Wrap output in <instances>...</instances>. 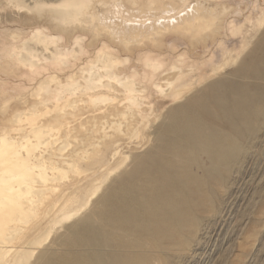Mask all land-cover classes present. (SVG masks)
I'll list each match as a JSON object with an SVG mask.
<instances>
[{
	"label": "rangeland",
	"instance_id": "374dc122",
	"mask_svg": "<svg viewBox=\"0 0 264 264\" xmlns=\"http://www.w3.org/2000/svg\"><path fill=\"white\" fill-rule=\"evenodd\" d=\"M59 1L60 0H0V133H5V136L8 137L11 142L12 149L16 151V154H14L16 156H9L6 150L0 152V178H3L4 174L8 172L6 170H14L20 174V178L13 176L8 178L9 180H7V182L0 180V188L5 185L14 186L13 193L17 194V182L19 179L25 180L24 182L32 189L37 187L44 188V190L42 189L44 192H40L39 195H37V192H34L35 194L33 196L32 193L28 192L16 197V202L19 204V208L17 209L18 218L16 221H13L12 224L13 226H18L17 228L20 229L14 233L15 241L18 242L23 239V237H26V235H28L29 239L18 247V249H13V252L10 251L12 254L9 253L10 256L7 258L8 261L6 264H43L44 262V264H46L45 260H47V254L50 253L51 249L57 247V237L64 235L63 239L67 240L65 236L76 234V229L78 227L93 230L98 221L95 217V212L97 210L99 198L104 196L113 187H117L121 183L123 179L122 176L125 173L129 172L139 163H143L140 156L147 155L153 148H155V150L159 148L156 147V145L159 146L158 137L165 123L170 118V108L178 104L188 103L187 106L188 108L190 107L189 113L191 116L193 115L200 119L198 122H195L198 127L196 130L200 135H206L207 132L212 129L229 127L231 118L233 115L235 116V112L231 107H219L208 102H196L191 105L186 100L194 93L205 90L206 85L210 82L216 81L219 78L236 76V70L243 64L244 58L250 54L259 38L264 35V0H199L207 6L221 2L227 5L221 19L222 29L219 34L220 36L209 44V47L207 46V48H205L206 50L204 49L205 54L202 55L203 57H195L193 54H190L191 52L188 50L189 47L180 43V41L175 40L172 42V44L175 45H172L171 41L168 40L169 42H167L166 40L164 48L166 52H162V55L165 53L163 55L164 58H166L165 65L163 69L154 72L152 77H150L151 73L150 76L148 75L150 67L144 66L143 57L134 58V63L137 62L134 65H136V67L138 66L136 69L139 76H137L139 79L136 78L133 80L134 85H141L136 86L143 90L145 88L148 89H145V91H147H144V94H140L139 92L135 96L136 101H134L137 104H134V110L136 107L137 109L134 113L137 118L132 122V120L127 118L128 115L123 116V114H118V111L114 112V114L110 112V114L107 111L106 113H109L111 120H109V117L104 113L106 117H104V119L102 118L103 120L101 119V122L100 119L96 117L98 123H95L94 120L96 119H94V116L102 110L99 106H103L105 102L86 104L87 102L77 101L81 104L75 103L74 105L64 107L66 102L70 101L72 98H85L88 94L95 95L97 93H104L107 96L113 97L115 103L123 102L126 95V85L125 88L123 87L126 83L116 84V82L111 79L112 82L110 83L118 89L120 88L119 92L118 90H114L107 82L110 81V78L106 77L105 74L102 75L104 71L102 67L103 64L110 59V61L115 60L116 67L113 65L115 69L120 68L119 66H121L120 69L124 67L128 68L129 63H133V60L130 56H127L128 61L126 60V63H122V60L119 61L116 55L112 56L111 52H107V47L110 45L108 47L110 48L113 43L109 40H101L97 43V48L95 49L98 50V48H100V51L98 52V58L96 57V59H94L93 69L99 73L102 71V76L99 79L93 78L90 80L91 83L98 87L90 84V82L84 85V78H81V80L79 79L78 81L80 82L77 81L73 84H66L63 80L64 77L69 73H73V71L89 57V54L91 58V56L93 57L96 53L90 50L89 53H86L87 55L85 53L79 55V45H84V40L75 42L74 44L71 39L68 44L71 42L69 46L73 48V52L76 55L73 53L68 54L65 57L58 58L59 60L55 62L46 61V57L50 56V50L55 46L54 43L60 46L64 42V35L61 33L62 28L55 27L54 23L51 24L50 19L55 15L57 16L58 14L56 13L62 9L61 6H56L58 5L56 3ZM52 13L55 15L53 16ZM62 24V27H64L65 24ZM56 25H58V23ZM59 25L61 26L60 22ZM36 26L40 30V33L42 32L41 34L44 33L43 35L45 36L50 34L51 36H55L52 40L50 39L51 42H54L48 43L47 49L44 43L34 40L35 37H33V39L31 38V36L35 34L32 32H34ZM23 45L32 48L33 51L36 52L30 59L25 55V53L29 52L17 53L19 50L22 51L21 47H23ZM172 46H174V48ZM119 52L120 51H117V53ZM172 53L173 56L171 55ZM107 54L111 56L108 57ZM187 54L191 57V60ZM43 57L45 60H42ZM63 59H65V61ZM25 62H27L28 65H26L27 63ZM172 62L173 71L171 69L169 71H171V73H177L179 70L183 76L179 74L174 80L164 79L165 75H168L166 77L172 75L167 71ZM51 63H53V65ZM117 63H119L118 67ZM33 65L36 66L35 71L31 70ZM141 66L142 69H148L142 70ZM1 67H12L13 71H4ZM212 67L216 70H213ZM10 70L12 69L10 68ZM30 70L33 73H31ZM211 70L214 74L203 79ZM143 71H147L146 75L148 76L143 77ZM48 73L49 75H47ZM54 74L61 77V81L57 80L58 78L56 75V78H54L55 76L51 77V75ZM160 76H163L162 79H160ZM49 79L51 81H49ZM180 79L181 82H179ZM235 79L237 78L235 77L233 80ZM129 80H131L130 77ZM171 81H174L175 85L172 84ZM231 81L232 80H230V82ZM154 82H160V87H158V89L153 87ZM168 82L171 83L168 84ZM176 83H180L179 86H177ZM181 83L183 86H181ZM39 84L40 86H37ZM48 84H50L51 88ZM56 84L57 86H55ZM88 84L94 87L92 86V88L89 89L91 86H87ZM106 84H109L110 87L107 88ZM41 86L45 88L48 86L51 90L49 89L50 91H46V89L44 88V90ZM172 86L180 87V93L175 90L179 96H177V100L175 97H172L173 94L171 93L174 92ZM54 87L57 91H53ZM85 87L88 89L86 90ZM149 87H152L150 88L152 91ZM67 88L69 90H67ZM161 90L163 91L160 92ZM149 93H151V95ZM154 94L161 95V97L157 95L154 96ZM50 98H52V101ZM161 98L167 100V103L168 100L172 98L175 100L172 101V99L167 104L165 103L166 101H163ZM156 99L161 102L157 103ZM35 100H37V103ZM64 103L65 105L61 107L60 105ZM159 104L164 105L160 107ZM105 105H109V103ZM52 106H54V108ZM72 107L73 111L71 110ZM22 108H24L23 111ZM29 108L31 116L29 115L28 117L26 111ZM87 108L89 110H87ZM119 109L122 110L124 108L121 107ZM12 110L14 113H12ZM17 110H20L19 112L22 111L21 120L13 122L14 124L10 122L11 125L7 119L12 116L11 114L14 115ZM72 112H74V114ZM55 113H57V115L61 114L62 116L60 117L61 121L58 125L47 128L46 131L44 130L41 134H36L31 130L33 125L45 123V121L49 118L51 119L52 115H55ZM115 113L118 116H115ZM185 113L187 112L175 116L173 121H185L187 119ZM89 115L92 120H90ZM120 116H123V118L125 117L124 119H129V121L121 120ZM113 118L117 124L120 121L119 123L121 126L117 128V125L112 126L111 123H114V121H112ZM62 119L64 121L67 119L66 123L63 122ZM80 120L83 124L82 127L79 125ZM238 120H241L240 115H238ZM127 121L134 124L131 131ZM5 124H8V128H6L8 131L3 130L5 128L4 126L7 127ZM23 125L25 126L23 127ZM73 125L74 127L76 125L75 130L72 127ZM238 125L240 129L237 130L243 131V134H238L236 146L234 147V156H229L227 159L229 160V165L221 172L222 176L220 179L214 178V180H211L210 184L207 185L205 194H197L196 198L198 199V205L192 209L193 217L187 218L181 228L172 232L169 238L163 237L162 239H155L154 241L150 240L146 244L145 250L148 249L147 256L150 255L149 262H147L148 264H264V112L256 116L248 127H244V130L241 129L243 128L241 122H239ZM79 127H81V130L78 129ZM126 127L127 129H125ZM226 136L229 137V135ZM55 137H57V139ZM46 138L56 140L51 144L46 142L41 143V141L43 140L44 142ZM100 147L102 148L100 149ZM52 149L54 151H52ZM167 155H170L173 160H177L181 163L178 154L169 153ZM65 157H67L68 162L73 163V166L62 162V158ZM36 160L39 162L43 160V162H41L42 166H33L27 170L24 165L29 162H37ZM51 163L52 165L63 168L61 171L62 173L51 170L49 168V164ZM43 166H47V168ZM25 168L30 173H24L26 171ZM42 169L47 176L55 173V175H57L55 176L56 179L51 177L49 178L51 180H48L47 178L42 180L44 183L42 181H31V174L43 171ZM58 174L60 175L58 176ZM89 179L91 181L95 180L94 183L96 182V185H93L94 192L88 196V198H85L87 197L86 193L89 195L93 188L91 187L90 191L86 189V183H88L87 181H89ZM91 181H89V183ZM77 188L78 190H76ZM66 192H68V194L71 192L73 196L72 203H68L70 206L68 205V207H66L69 209V212H67L68 209L65 207V209L56 208L55 210L52 208L53 210L51 211L50 208L53 204L59 205V203L65 199ZM29 197L33 198H31L33 205L31 201L29 202ZM25 199H27L28 202ZM23 203L27 208L33 207V209L29 210L22 208L23 206L21 205ZM79 208L80 210L77 211ZM0 209H5L4 204L1 202ZM19 217H21V220L24 218L22 222ZM32 230L35 231L33 232ZM30 232H32L31 235ZM115 234L119 237H125L126 235L121 231H116ZM69 238L72 239L71 236H69ZM150 246L152 248H150ZM151 256L153 257L150 258Z\"/></svg>",
	"mask_w": 264,
	"mask_h": 264
},
{
	"label": "bare ground",
	"instance_id": "6f19581e",
	"mask_svg": "<svg viewBox=\"0 0 264 264\" xmlns=\"http://www.w3.org/2000/svg\"><path fill=\"white\" fill-rule=\"evenodd\" d=\"M56 4H58L56 6H61L62 9L56 13L58 14L57 16L54 14L56 17L52 13L54 17L50 18L51 24L54 23L55 27L62 28L61 33L62 35H64V42L61 45L59 44L60 46L54 43L55 46L52 48V50H50V56L46 57V61L55 62L59 60L58 58L65 57L68 54H72V53L75 54L73 52V48H70L69 46L71 42L68 44L69 40L71 39H72L71 40L72 43L74 44L75 42L84 40L83 43L85 44L79 45V50H78L79 55H82L83 53L85 54L89 53L90 50L95 51L96 53L95 55H93V57L91 56V58L89 54L88 55L89 57H87L86 60L82 62V64L73 71V73L71 74L67 73L68 75H66L64 79L62 77L64 82L69 85V84H73L74 82L76 83L79 79L81 80V78H84L85 81L83 82H85L84 85H86V83L87 82L89 83L91 79L93 78L99 79L101 78L102 75L105 74L106 77L110 78V81L107 80L106 81L110 84L111 88H113L114 90H118V92L120 88L118 89L116 86H113L112 83L110 82L114 80L116 84L126 83L124 84V87L122 86L123 88H125L126 85L125 88L126 95H125V100H123V102L121 101L115 103L113 97L107 96L104 93H97L95 95L88 94L85 96V98H79V97L75 99L72 98L70 99V101L66 102V105L65 103L60 105L61 107L64 105H65L64 107H66L78 103L77 101L87 102L86 104H90V103L94 104V102L96 103L105 102V104L109 103V105L104 104L103 106H99L101 107L102 110L99 109L100 111L97 113L99 115L95 114L96 116H94L95 117L94 119H96L97 117V119H100V122L102 118L104 119V117H106L105 115H107V117H109V120H111L109 113L111 112L112 114H114V112L117 111L119 112L118 114L121 115L123 114V116L128 115L127 118L132 120V122L137 118L134 113V111H136L137 109L136 107V109L134 110L135 107L134 104L135 105L137 104L135 102L136 101L135 96L139 92L140 94H144L148 89L145 88L147 89L145 91V89L143 90L137 87L141 85H137V84H136L137 86L134 85L133 80L139 77L138 71L136 69L138 66L136 67V65H134L137 62L134 63V58L143 57L144 66L146 65L147 67H150L149 69L150 72L148 73V75L150 76L151 73L150 77H152L154 75V72L163 69L165 65L166 58H164L163 56L165 53L162 55V52L165 50L164 48H165L166 40L167 42L171 41V44L175 40L180 41V43L185 44L187 47H189L188 50L189 52H191L190 54H193L195 57L202 56L203 54H205L204 49L207 48V46L209 47V44H211L218 36H220L219 34L222 29L221 19L227 8V5L223 2L218 4H213L211 6H207L199 0L198 1L197 0L196 1L195 0H60ZM58 21L60 22L61 26L59 25ZM57 23L59 26L56 25ZM62 23L65 24L64 27H62L63 25ZM32 33L35 34L31 36V38L33 39V37H35L34 40L44 43L46 45L45 46L46 49L48 48L49 45L48 43L54 42V41L51 42L50 39L52 40L55 36H51V34L46 36L43 35L44 33L41 34L42 32L40 33V30L38 29L37 26L34 32ZM101 40H105V41L109 40L110 42L113 43L112 44L113 46L111 45L110 48H108L110 45L108 47L106 46L108 50L107 52H111L112 56L116 55V58L119 61L122 60L121 61L122 63H126L127 56H130L133 60V63H129V65L127 64L128 68L124 67L125 65L123 64L124 65L123 69H120L121 66H119L120 68L115 69L116 67L115 60L111 59L112 61H110V59L106 57L109 61L107 60L108 62L103 64L102 68L104 69V71L103 73L101 71L102 75L101 73L95 71L93 69V63H94V59H96V57L98 58V52L100 51V48H98V50L95 49L97 48V43ZM172 47L174 48V46ZM21 49L22 51L19 50V52L17 53L29 52V53H25L26 57L27 58L29 57V59L33 57L32 55L34 53H36L33 51L32 48H29L26 45H23ZM117 51L120 52L117 53ZM171 55L173 56V53ZM109 56L111 55L109 54L108 57ZM189 58L191 60V57ZM42 60H45V58L43 57ZM63 60L65 61V59ZM242 63L243 64L236 70L237 73L236 76L219 78L216 81L210 82L206 85L205 90L194 93L186 100L191 105L196 102H201V103L208 102V103H212L213 105H217L219 107L221 106L231 107L235 112V116L233 115V117L231 118L229 127L227 126L222 129L220 128L212 129L211 131L207 132L206 135H200V133L196 130L198 129L197 123H195L198 122V120L200 119L196 116L193 115L191 116V114L189 113L190 107L188 108L187 106L188 103L178 104L170 108L169 109L170 118L165 123L161 131V134L158 137L159 146L156 145V147L159 148L156 150L155 148H153V150L149 151L147 155L140 156L143 160V163L142 164L139 163L138 165L133 167L129 172L125 173L122 176L123 179L121 183L117 187H113L104 196L99 198L97 203V210L95 212L96 215L95 217L97 218L98 221H97V225L94 227L93 230H87L83 227H78L76 229V234H70L68 236H65L67 240L63 239L64 235L57 237L56 239L57 247H54L53 249L50 248L51 251L46 256L47 257V260H45L46 264H148L147 262H149L150 255L147 256L148 249L145 250L146 244L150 240L154 241L155 239H162L163 237L169 238V235L172 232L177 231L178 228H181L183 226L182 224L185 223V220L187 218L193 217L192 209L193 207L198 205V199L196 198L197 194L199 195L205 194L207 191V185L210 184L211 180L212 179L214 180V178L220 179V177L222 176L221 172L229 165L228 164L229 160L227 159L229 158V156L231 157L234 156L233 155L234 147L236 146L237 137L239 136L238 134L241 135L243 134L242 133L243 131L237 130L240 129L238 123L241 122V124H243V128L241 129L244 130L245 129L244 127H248L252 122V120L256 118V116L264 112V35H262L259 38L254 48L250 52V54L244 58ZM51 64L53 65V63ZM118 64L119 63H117V67ZM26 65H28V63ZM113 65H115V67ZM32 67L33 68H31V70L35 71L36 66L33 65ZM172 67H173V62L172 64L170 63V66L168 67L167 71H169L170 69L172 70L173 69ZM10 68L12 70H10ZM10 68L3 67L2 70L13 71V68L12 67ZM145 69L148 68H144L142 70ZM213 70L216 69L214 68ZM146 72L147 71L145 72L143 71V77L148 76L146 75ZM169 72L171 73V71ZM178 72L171 73L172 75H170V77H166L168 75H165L164 79L166 78L168 80L169 79L174 80L176 76H178L179 74L180 76H183L181 75V72L179 73ZM213 74L214 72L211 70V72H208L203 79L208 78ZM47 75H49V73ZM55 75L56 74L51 75V77H54ZM56 76L54 78H56ZM129 77L131 78V80H129ZM162 77L160 79H162ZM235 77L237 79L233 80ZM57 78L58 81H61L60 80L61 77L57 76ZM181 79L179 80V82H181ZM104 80L103 83L105 84ZM230 80L232 81L230 82ZM49 81L51 80L49 79ZM160 82H154L153 87L158 89V87H160ZM171 82L172 84H174V81ZM171 82H168V84H170ZM90 84L93 83L90 82ZM90 84H88L87 86H91ZM109 84H106L107 88L110 87ZM179 84L180 83H176L177 86H179ZM93 85L97 86L95 84ZM37 86H40V84ZM48 86L50 87V84H48ZM48 86H46V88L42 86L41 87L43 89L45 88L46 91H48L51 88V87L49 88ZM55 86H57V84ZM92 86L89 87V89L92 88ZM181 86H183L182 83ZM172 87H173L172 89H174V92L171 94H173L172 97H175L176 99L178 96L177 92L179 91L180 87H176V86L175 87L172 86ZM150 88L152 87H149V89ZM85 89L87 90L88 88L85 87ZM67 90L69 89L67 88ZM53 91H57L55 90V87ZM162 91L163 90H161L160 92ZM149 94L151 95V93ZM156 95L154 94V96ZM157 96L161 97V95H157ZM52 98H50L51 101ZM161 99L163 100V98ZM172 99L170 100L172 101L175 100L174 98ZM170 100H168V103L170 102ZM35 101L37 103V100ZM165 101H166L165 103H167V100ZM158 102L161 101H157V103ZM163 105L164 104H161L160 107ZM52 107L54 108V106ZM121 107H123L124 109L120 110L119 108ZM23 109L24 108H22V111ZM13 110L12 113H14ZM71 110L73 111V107ZM87 110L89 109L87 108ZM19 111L20 110H17V112L14 115L11 114L12 116H10L7 119L9 120V123L10 122L13 123L21 120L22 111L21 112ZM29 111L30 108L27 109L26 111L27 113L25 112L28 115V117L31 113ZM107 111L109 113H106ZM184 112H187L185 113L187 118L185 121L182 122L173 121V118L175 116H178L180 113H184ZM72 113L74 114V112ZM238 115H240L241 120H238ZM115 116L118 115L115 113ZM123 116H120L121 120L123 119L129 121V119H124L125 117L123 118ZM60 117H62L61 114L57 115V113H55V115H52L51 119L49 118L50 120L49 119L47 120L48 122L44 120L45 123L35 124L31 127V130L36 134H41L42 132H44V130L46 131L47 128L58 125V123L61 121ZM97 119L94 120L95 123H98ZM115 119L113 118L112 121H114ZM66 120L65 121L63 120V122L66 123ZM81 120L79 125H81L82 127L83 124L81 123ZM90 120H92L91 116H90ZM119 122L117 124L114 121V123L112 122L113 123L112 124L110 121L112 126L117 125L116 128L121 126ZM128 123H129L128 125H130L129 129L131 131V128L134 124L130 122ZM5 125H7V127L4 126L5 128L3 130L6 131L7 130L6 128H8V124ZM24 126L25 125H23V127ZM72 127L74 128V130L76 129L75 128L76 125L75 127L74 125ZM81 127H79L78 129H80ZM125 129H127V127ZM226 135H229V137H227ZM55 138L57 139V137ZM56 139L52 140L46 138L44 142L43 140L40 141L41 143L46 142L51 144L54 143ZM101 148L102 147H100V149ZM2 150H6L9 156H16L14 155L16 154V151L12 149L11 142L8 139V137L5 136L4 132L0 133V152H2ZM52 151L54 150L52 149ZM169 153L178 154L181 163H179L177 160H173L170 155H167ZM200 154H204V155H200ZM67 160H68L67 157L62 158V162L64 164L66 163L67 165L73 166V163L68 162ZM36 161L37 162L34 163H30V162L26 163V165L24 166H26L27 170L32 168L33 166H42L41 162H43V160L41 162H39L38 160ZM44 168H47V166H45ZM49 168L57 172H61L63 169L56 165H52V163L49 164ZM27 170L24 173L26 172L30 173ZM6 171L8 172L5 173L3 178H0V180L7 182V180H9L8 178L13 176L20 178V174L18 172L14 170H6ZM59 175L60 174H58V176ZM31 176H32L31 181L33 180L36 182L38 181L41 182L42 180L47 178L48 180H51L49 179L51 177L56 179L55 176L57 175L53 173V175L51 174L50 176L49 175L47 176V174L43 170L38 173L36 172L32 173ZM24 181L25 180L23 179L22 180L19 179V181L17 182L18 183L17 194L13 193L14 186L5 185L4 187L0 188V202L4 204V208H5V209H0V264H6V262L8 261L7 258L10 256L9 253H11L10 251H12L13 249H18V247L23 245L24 242L26 240L28 241L29 239L28 235H26V237H23V239L19 240L18 242L15 241L16 239L14 237L15 236L14 233L20 229L17 228L18 226L16 227L13 226L12 224L13 221H16L18 218L17 209L19 208V204H17L16 202L17 199L16 197L20 196V194L28 193V192L32 193L33 196L35 194L34 192H37L38 193L37 195H39V193L44 190L43 187L41 188L37 187L32 189ZM89 181L91 180L89 179ZM89 181H87L88 183L85 182L87 185L86 189H88V191H90V188L93 187V185L96 183V182L94 183L95 180L91 181L90 183ZM76 190H78V188ZM93 192H94V187L91 189L89 195L86 193L87 197L85 198H88V196H90ZM66 193L67 194L64 193L65 199L63 194L64 200L61 203L57 202L59 203V205L53 204V206H51L50 208L51 211L53 209L55 210L56 208L58 209H63L64 207L66 208L69 205L68 203L70 204L72 203L73 201L72 193L70 192L71 195L68 194V192ZM29 198H30L29 202L31 201L32 204V200H31L32 197ZM25 200L27 201V199ZM21 206H23L22 208L25 209H29V210L33 209V207L27 208V206L24 205V203ZM79 210L80 208L77 211ZM67 212H69V209ZM19 218L21 220V217ZM23 219L21 220V222L23 221ZM116 231H121L122 233H125L126 234L125 237L117 236L115 234ZM31 233L32 232H30V235ZM69 236H71L72 239L69 238ZM150 248L152 247L150 246ZM153 256H151L150 258H152Z\"/></svg>",
	"mask_w": 264,
	"mask_h": 264
}]
</instances>
